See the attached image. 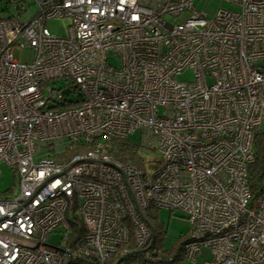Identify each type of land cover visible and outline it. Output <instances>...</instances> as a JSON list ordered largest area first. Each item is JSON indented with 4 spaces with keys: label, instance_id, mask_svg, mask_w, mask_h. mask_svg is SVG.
Masks as SVG:
<instances>
[{
    "label": "built area",
    "instance_id": "built-area-1",
    "mask_svg": "<svg viewBox=\"0 0 264 264\" xmlns=\"http://www.w3.org/2000/svg\"><path fill=\"white\" fill-rule=\"evenodd\" d=\"M222 1L237 9L209 19L193 0L7 1L17 13L0 12V168L17 189L0 196V264L150 258L151 209L186 216L193 263L264 264V165L254 188L249 179L264 122V0ZM60 18L64 35L47 26ZM189 68L192 81L175 79ZM136 131L148 153L137 165L110 147Z\"/></svg>",
    "mask_w": 264,
    "mask_h": 264
},
{
    "label": "rangeland",
    "instance_id": "rangeland-1",
    "mask_svg": "<svg viewBox=\"0 0 264 264\" xmlns=\"http://www.w3.org/2000/svg\"><path fill=\"white\" fill-rule=\"evenodd\" d=\"M9 0H0V12L3 9H6L5 15H15L17 11L8 3ZM194 9L199 12H203L206 15V18H212L218 9H231L236 10L237 7L222 1V0H193ZM36 6L31 1L30 5L26 7V13L23 14L20 18L22 21H27L30 17L35 13ZM3 14V13H2ZM191 15L190 11L182 12L178 17L174 19L175 22H180L186 19ZM70 23L69 19H57V20H49L47 22L48 28L57 34L64 35L68 24ZM13 58L22 62H30L33 58V52L29 49H15L13 51ZM108 63L112 66L118 68L120 66V59L117 55H113L111 52L108 53ZM175 79L177 81H192L193 80V70L186 69L180 75L176 76ZM208 81H210V77H208ZM259 144H255L256 150L260 151V153L264 154V122L261 124V133L258 136ZM127 140V139H126ZM129 140L133 144L139 145L142 141V135L139 131H136L134 134L129 136ZM125 141V140H123ZM152 155V154H151ZM139 156V157H138ZM148 153L141 146L138 150L137 157H147ZM264 156V155H263ZM1 176H0V196L9 195L12 196L16 192V179L14 177L13 170L3 164L0 168ZM10 190H14L12 193ZM79 202L77 201V206ZM151 213L155 216L158 221V228L160 231V235L158 236L160 246L163 249H171L175 246L177 242H180L182 239L186 238L188 232L190 230V225L186 219V216L178 210L170 211L168 209H159V210H150ZM78 212V210H76ZM71 214V213H70ZM60 231L61 228L57 227L49 236V242L52 245H55L59 242L60 239ZM72 231V229H71ZM72 236L73 233H72ZM75 237V236H74ZM207 252H202V256L206 257Z\"/></svg>",
    "mask_w": 264,
    "mask_h": 264
},
{
    "label": "trees",
    "instance_id": "trees-1",
    "mask_svg": "<svg viewBox=\"0 0 264 264\" xmlns=\"http://www.w3.org/2000/svg\"><path fill=\"white\" fill-rule=\"evenodd\" d=\"M125 140V141H123ZM123 140H115L110 142L111 151L113 154L123 160L127 161L130 160L135 165L138 163V157L137 153L140 148V144H133L129 138L123 139ZM257 153V161L255 165L250 170V184L252 188H254L258 180L260 178V170L264 165V154L260 153V151L256 150ZM257 182V183H256ZM152 210V209H151ZM159 210V209H154ZM147 221L149 225L152 228L153 232V243L151 245L150 251L152 252L154 256H150V258H147L145 253L141 251H135L134 249H131L132 254L128 255L124 258V260L120 264H201V257H197V260L193 263L190 260L185 258L184 255V243L188 240V235L186 238L182 239L180 242H177L175 246L171 249H163L161 248V244L159 242L158 236L160 235V231L158 228V221L156 220L155 216L151 213V211H148L147 214ZM69 225L72 229L73 235L77 238L82 236L84 233V227L83 224L80 221V218L78 214L71 213L68 217ZM72 236V237H74ZM133 248L132 244H129L126 247H123L121 249H130ZM120 252L114 254L110 260L109 264H115L116 261L121 257L119 254ZM209 257L206 254V258ZM71 264H92L89 261H81L78 260L75 263Z\"/></svg>",
    "mask_w": 264,
    "mask_h": 264
},
{
    "label": "water",
    "instance_id": "water-1",
    "mask_svg": "<svg viewBox=\"0 0 264 264\" xmlns=\"http://www.w3.org/2000/svg\"><path fill=\"white\" fill-rule=\"evenodd\" d=\"M130 254H132V252L127 253L126 255L120 257V258L116 261L115 264H120V263L124 260V258L127 257V256L130 255Z\"/></svg>",
    "mask_w": 264,
    "mask_h": 264
}]
</instances>
